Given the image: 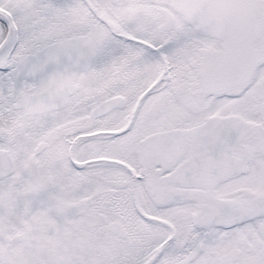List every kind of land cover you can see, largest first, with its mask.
I'll use <instances>...</instances> for the list:
<instances>
[{
    "label": "snow or ice",
    "instance_id": "1",
    "mask_svg": "<svg viewBox=\"0 0 264 264\" xmlns=\"http://www.w3.org/2000/svg\"><path fill=\"white\" fill-rule=\"evenodd\" d=\"M0 264H264V0H0Z\"/></svg>",
    "mask_w": 264,
    "mask_h": 264
}]
</instances>
